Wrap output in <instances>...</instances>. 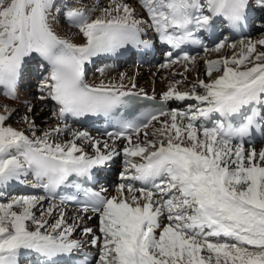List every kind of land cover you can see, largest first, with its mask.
Here are the masks:
<instances>
[{"label":"snow or ice","instance_id":"snow-or-ice-1","mask_svg":"<svg viewBox=\"0 0 264 264\" xmlns=\"http://www.w3.org/2000/svg\"><path fill=\"white\" fill-rule=\"evenodd\" d=\"M138 3L146 20L137 18L125 0H110L94 19L90 13L95 8L75 5L64 11L61 6L59 11L84 38L77 44L53 30L50 17L56 0H0L3 95L17 99L26 65L39 57L47 62L42 64L47 75L40 82L39 99L54 102L52 116L103 115L118 126L106 133L111 144L66 124L37 135L31 105L20 118L26 129L7 123L17 109L0 106V188L14 182L49 194L62 187L76 190L61 196L59 204L34 195L0 202V264H20L21 255L28 253L45 257L49 264L72 254L77 257L73 264H264V149L245 146L252 145L254 134L264 136V52L257 51L264 38L241 40L239 52L231 57L204 59L208 81L197 79L182 91L179 86L187 79L173 80L160 95L161 106L136 120L116 112L137 98L154 101L155 96L125 91L122 83L85 81V66L93 57L116 54L128 45L150 47L142 39L146 29L176 50L165 53L161 68L181 64L185 72L192 71L198 57L183 46L201 47L206 53L235 48L225 37L210 49L200 33L213 30L218 20L232 30L246 26L250 0ZM257 5L264 8V0ZM170 101L187 103L165 110ZM68 133L71 139H53ZM121 139L126 143L118 151L116 141ZM77 141H87L93 152ZM121 154L123 182L116 196L84 187ZM137 181L145 186L136 188ZM80 194V212L99 216L100 235L91 227L82 229L90 240L72 238L76 221L83 222L84 216L68 224L61 207L67 201L80 202ZM46 199L49 206L44 208ZM54 214L55 222L49 223L46 217ZM85 243L98 249V256L84 251Z\"/></svg>","mask_w":264,"mask_h":264},{"label":"bare ground","instance_id":"bare-ground-1","mask_svg":"<svg viewBox=\"0 0 264 264\" xmlns=\"http://www.w3.org/2000/svg\"><path fill=\"white\" fill-rule=\"evenodd\" d=\"M137 1L138 0H125V2L129 3L132 7L136 9L137 18H142L146 20L147 15L146 13L142 11L140 5L138 3L136 4ZM56 2H57L56 8L52 10L53 15L52 17H50V23L53 27V30L61 37L67 38L71 40L73 43L79 44V43L84 42V38L81 34H79L78 29L73 26V24L67 19V17L63 15L61 11H59L61 6H64V11L67 10V7L75 6V5L85 6L89 9L95 8L96 10L90 13V18L94 19L96 16L100 15V11L97 10V8L100 6H101L100 9L106 7L110 3V0H56ZM254 2H256V8L258 9L257 13L258 14L263 13L264 8H261L257 5V0ZM60 18L64 20V23L66 25H63V26L60 25V22H61ZM224 31H225V28H222L221 32L225 33ZM151 33H154V31L146 29V32H145L146 35H149ZM243 40H246V38H244ZM237 44H239V42ZM238 46L239 48L237 50H232L231 48L226 47L225 49H222L221 51L229 50L230 54L228 56L231 57L232 53L236 51L239 52L240 45ZM213 52L217 53L216 51H213ZM103 55L104 54L93 57L92 60L86 64L85 81L88 84L98 85L102 81L105 84H108V83L121 84L122 83L124 85L123 90L125 91H128V90H132L134 92L142 91L144 94L160 98L161 93L167 90L169 84L172 83L173 80L183 81L186 78L188 83H182L179 86L180 90L182 91L185 90L189 84L194 82L193 77L190 78V76L192 75L195 76L198 74L201 75V70L204 69L203 60L208 59L207 57H209L210 59H214L213 57L215 54L213 55L210 54L208 56H204L203 58L201 55H197L198 60L196 62V65L193 68V70L189 72H185L184 66L181 64H176L169 68H161L160 65L165 63V59L161 63H157L153 67L144 66L142 69H139L137 67L130 68V66L126 64V65H118V67L115 69L114 67H111L108 62L104 61ZM35 58L30 59L28 64L25 67L22 83H20L17 87V99L15 100L9 99L8 97L3 95V89H0V106L7 104L10 108H15L18 110L15 114L12 115V117L7 121V123L17 129H26L27 126L24 123L20 121L17 122L15 121V119L17 116L23 117L27 111V106L31 105L33 107L32 118L35 119L36 124L39 126V129L41 130L40 132H37V135H40L43 132V130L47 128L57 126V124H60L61 126L66 124L72 130H79V131L87 132L94 139H99L101 141L108 140L109 144H111L112 141L109 140L108 137H102L101 135H98L97 133H95L92 129H88L86 127L79 128L77 123L73 122L72 120H67L65 123H60V121L56 117L54 116H52L51 118L49 117V115L54 110H56L54 102L50 100L41 101L39 99V97L42 95L39 89V85H40L41 80L44 78V76L47 75V72L45 71L44 67H42V64L46 66L47 62L42 61L41 59L37 60ZM217 59H218V55H217ZM95 63H98L96 68H94ZM189 67H192V66L189 65ZM173 73H183V75L177 74L174 76ZM121 74H123V80H121ZM132 84H135L134 89L132 88ZM184 106H185V103L180 102V101H171V104H170L171 108H183ZM47 120H50V121L52 120V121L46 124H42L44 122H47ZM149 131H151V128L149 129ZM26 134L31 136L30 131H26ZM62 136L53 137V139H56L60 142L71 139L70 133L68 134L69 136L68 138L62 137ZM133 138L135 139V136ZM141 139H143L142 135H141ZM77 142L80 143L79 141ZM125 143L126 141H124L123 139L116 141L117 150L120 151L123 148ZM84 145H86V143H84ZM79 146L84 147L85 151L88 152L89 154L93 152V149L91 150L89 149L90 150L89 151L86 149L85 146H83V144ZM254 147L257 151L264 149V140H263V144L260 143V144L255 145ZM115 167H120V172L123 170L124 165H123V155L122 154L118 157H115L113 161L109 165H107L105 168L96 171L94 175L95 178L99 182L98 190L100 191L101 189H104L103 193L107 197L116 196L117 195L116 188L120 183L123 182L120 179V175H119L120 172L116 175H113L111 173ZM133 183L135 184L136 188H140L138 185V182H133ZM25 188H27L28 190L38 189V188L34 189V188L26 187L23 185H18L13 182L5 188H0V198L4 196L3 193L1 192L3 190L7 191L9 189L10 190L18 189L20 192L24 193ZM40 189L42 191L44 190L43 188H40ZM22 195H25V194H22ZM34 196H37V197L44 196L45 197V194L44 193L41 194L38 192V194ZM42 206L44 208H47L49 206L48 201L46 200ZM61 207H62V210L65 212V219L68 224H72L74 222V217H76L77 215L84 216L83 222L76 221L80 232L76 233L78 231L77 230L73 234L72 238L90 240L91 239L90 236L84 237L82 235V229L84 227H91L93 228L94 232L97 235H100L98 215H93L90 213L84 214L83 212L69 209L68 206H65V207L61 206ZM57 211H59V209ZM37 212H39L38 209L36 210V213ZM88 217H91V219H88ZM56 218L57 216L55 214L51 217H46V219L49 220V223H54ZM83 250L89 253L96 254V248L92 247L88 243L84 244ZM20 258H27L31 260L29 264H49L45 261L46 259L45 257H42L36 253H28L26 255H21ZM56 258L57 260H60L61 258H64V255L58 256Z\"/></svg>","mask_w":264,"mask_h":264},{"label":"rangeland","instance_id":"rangeland-1","mask_svg":"<svg viewBox=\"0 0 264 264\" xmlns=\"http://www.w3.org/2000/svg\"><path fill=\"white\" fill-rule=\"evenodd\" d=\"M57 3V2H56ZM138 3V1L136 2V4ZM139 4V3H138ZM101 8V6L100 7H98L97 8V10H99ZM60 25H66L65 23H64V20L63 19H61L60 18ZM262 25H264V13L262 14V16H261V18H260V20L259 21H256V22H254V26H252V28L250 29V34L247 36V39L245 40V41H247V40H252V41H257V40H259V39H261V38H264V26H262ZM227 43H230V44H237L235 41H233V40H227ZM239 44H237L236 45V47L235 48H231L232 50H237L238 48H239V46H238ZM211 49V48H210ZM257 51L258 52H264V46H261V45H257ZM237 52V51H236ZM210 54H215L214 55V59H217V55H218V58H220V56L221 57H224V56H228L229 54H230V52H229V50L227 51V50H225V51H220V52H217V53H214L213 51H209V52H204V53H202L201 54V56H202V58L204 57V56H208V55H210ZM231 55H233V53L231 54ZM229 57V56H228ZM208 59H210L209 57H207ZM203 68L204 69H202L201 70V75L200 74H198V75H192V76H190V78L191 77H193V80H194V82L197 80V79H204L205 81H208V79H209V77L205 74V65H203ZM215 74H217V73H214V75ZM189 86V85H188ZM185 103V106H186V103L187 102H184ZM184 106V107H185ZM19 117V118H18ZM49 117L51 118L52 117V113L49 115ZM21 117L20 116H17L16 117V119H15V121H20V122H22L21 121V119H20ZM52 121V120H51ZM50 120H47V122H44V123H42V124H46V123H49V122H51ZM41 131V130H40ZM40 131H38V132H40ZM69 134V133H68ZM68 134H62V135H60V137L62 136V137H66V138H68L69 136H68ZM80 143H78V145H82L83 144V146H85L86 147V149L87 150H91L92 148L88 145V143H87V141L85 142H83V141H79ZM84 143H86V145H84ZM89 146V147H88ZM89 150V151H90ZM120 172V167H115L113 170H112V174L113 175H116V174H118ZM3 193H4V197H2V198H0V202H6L7 200H9V199H12V198H14V196L15 197H17V196H19V195H22V193H20V191H17V190H8V191H2ZM18 194V195H17ZM24 194H26V193H24ZM27 194L28 195H36L37 194V191L36 190H32V191H29V192H27ZM10 195V196H9ZM13 195V196H12ZM12 197V198H11ZM46 204H47V202H46ZM36 215H37V218H39V212H37L36 213ZM78 232H80L79 231V229H78V231L76 232V233H78ZM96 256H98V254L96 255ZM95 256V257H96ZM20 262H21V264H26V263H29V260L27 259V258H20ZM93 264H94V261H93Z\"/></svg>","mask_w":264,"mask_h":264}]
</instances>
